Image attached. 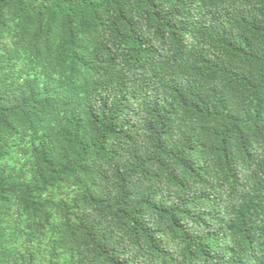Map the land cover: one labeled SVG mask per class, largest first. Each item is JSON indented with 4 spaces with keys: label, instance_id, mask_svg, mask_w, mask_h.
I'll list each match as a JSON object with an SVG mask.
<instances>
[{
    "label": "trees",
    "instance_id": "trees-1",
    "mask_svg": "<svg viewBox=\"0 0 264 264\" xmlns=\"http://www.w3.org/2000/svg\"><path fill=\"white\" fill-rule=\"evenodd\" d=\"M0 264H264V0H0Z\"/></svg>",
    "mask_w": 264,
    "mask_h": 264
}]
</instances>
